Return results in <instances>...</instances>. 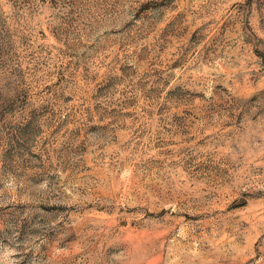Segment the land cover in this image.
<instances>
[{"label": "rangeland", "instance_id": "obj_1", "mask_svg": "<svg viewBox=\"0 0 264 264\" xmlns=\"http://www.w3.org/2000/svg\"><path fill=\"white\" fill-rule=\"evenodd\" d=\"M0 264H264V0H0Z\"/></svg>", "mask_w": 264, "mask_h": 264}]
</instances>
